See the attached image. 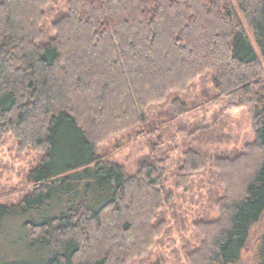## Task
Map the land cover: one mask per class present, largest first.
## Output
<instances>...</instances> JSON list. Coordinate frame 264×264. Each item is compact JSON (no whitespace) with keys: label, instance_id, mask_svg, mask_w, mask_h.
I'll return each mask as SVG.
<instances>
[{"label":"trees","instance_id":"1","mask_svg":"<svg viewBox=\"0 0 264 264\" xmlns=\"http://www.w3.org/2000/svg\"><path fill=\"white\" fill-rule=\"evenodd\" d=\"M59 1L0 0V145L11 137L40 155L31 189L0 204V224L61 205L22 224L27 247L47 250L41 264H135L156 246L176 254L173 232L186 264H239L264 215V0ZM207 106L212 123L198 116ZM237 107L253 140L215 152L217 216L198 221L190 247L175 192L191 190L207 151L187 147L168 187L165 129L188 117L178 131L218 143L216 117ZM116 135L146 149L133 168L112 159ZM253 263L264 264V230Z\"/></svg>","mask_w":264,"mask_h":264},{"label":"rangeland","instance_id":"2","mask_svg":"<svg viewBox=\"0 0 264 264\" xmlns=\"http://www.w3.org/2000/svg\"><path fill=\"white\" fill-rule=\"evenodd\" d=\"M63 0H60L58 5ZM248 36L252 40V32L246 28ZM254 44V42H252ZM264 65V63H263ZM209 85V81L204 82ZM200 83L192 90V95H197L201 90ZM191 95V96H192ZM194 97V96H192ZM217 110V106H207L204 112L198 116L200 119L204 118L207 122L212 123V113ZM216 124L218 131L222 136L218 143H207L203 141H191L192 136L186 132L178 131V124L190 125L191 120L184 118L183 121L179 120L173 123V126L165 129L163 135L164 144H162L167 151V165H168V181L167 186L174 187L172 183L171 173L177 169L176 161L182 156V152L187 147H199L207 151V169L198 174L193 180V186L188 193L184 196L180 192H175V201L178 206L177 212L180 215V228L185 240L190 247H198V239L194 236L196 231V224L201 220L214 219L217 216L215 211V198L221 195V183L215 176L214 170L210 166V162L217 154L220 155H235L242 151L246 142L253 140L252 123L250 117L245 109L241 107L227 109L220 117H216ZM177 124V128L175 127ZM221 130V131H220ZM204 134V132H203ZM209 135V134H208ZM157 134L154 133L150 137L151 142H156ZM216 138V136H215ZM217 139V138H216ZM118 142L120 147L114 150L113 160L126 164L133 168L134 161L137 157L146 152L144 149L141 153L136 150L133 145H130L121 135L113 136L107 145ZM169 144L171 149L168 148ZM111 148V147H110ZM168 148V149H167ZM40 160V155L32 150H25L17 152L14 141L11 137H6L4 143L0 145V204L13 205L20 201L23 196L31 189L27 184L25 178L30 169L34 167ZM61 199L60 202H62ZM56 206V203L53 202ZM61 206V205H58ZM58 206L46 207L41 209L40 206L35 207V214L26 213L24 215H8L0 224V263H26V264H41L47 257V250L30 249L27 247L25 241L24 231L22 224L29 220H40L44 216L55 214ZM61 209V208H60ZM57 213V212H56ZM264 230V215L260 221L250 228L249 242L247 247L242 251L241 261L239 264H254V243L255 240L261 235ZM175 237V247L179 250L174 253H169V247L156 246L150 257L143 262H136L135 264H186L184 254L181 250L182 240L176 232H173ZM198 240V241H197ZM45 254V255H43Z\"/></svg>","mask_w":264,"mask_h":264}]
</instances>
